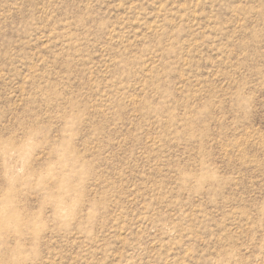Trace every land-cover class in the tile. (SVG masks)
Listing matches in <instances>:
<instances>
[{
  "label": "rangeland",
  "instance_id": "1",
  "mask_svg": "<svg viewBox=\"0 0 264 264\" xmlns=\"http://www.w3.org/2000/svg\"><path fill=\"white\" fill-rule=\"evenodd\" d=\"M0 264H264V0H0Z\"/></svg>",
  "mask_w": 264,
  "mask_h": 264
}]
</instances>
